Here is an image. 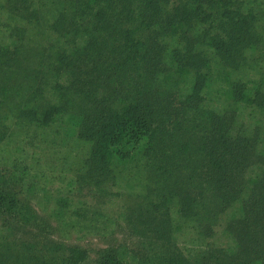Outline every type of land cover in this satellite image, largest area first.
I'll return each instance as SVG.
<instances>
[{
  "label": "rangeland",
  "instance_id": "1",
  "mask_svg": "<svg viewBox=\"0 0 264 264\" xmlns=\"http://www.w3.org/2000/svg\"><path fill=\"white\" fill-rule=\"evenodd\" d=\"M82 1L0 0V171L12 160L26 168L22 182L12 184V193L19 206L36 216L19 219L0 209V264H97L110 249H120L118 256L126 264H246L262 257L264 175L257 169L258 139L247 140L264 127L258 113L264 98L259 95L247 105L224 96L231 84L251 89L255 81L264 82V59L254 62L255 52L247 49L257 41L246 39L239 58L240 50L230 56L226 49L206 45L208 34L195 35L202 30L194 25L185 30L188 37L166 47L153 39L160 36L157 30L134 23L142 45L124 44L112 30L108 34L105 23L117 22L104 20V4L89 10ZM121 2L118 9L123 6L129 16L130 1ZM252 2L262 4L255 13L264 12V0ZM95 13L97 20L89 26ZM126 19L119 23L122 36ZM179 50L203 64L204 77L184 79L187 75L176 72L181 70L174 61ZM127 57L136 64L131 89L135 82H149L151 90L169 91L171 112L136 114L146 117L147 127L155 131L149 150L135 161H141L137 171L116 176L97 167L91 174L82 171L80 182L77 174L91 146L82 135L62 144L61 128L45 125L50 117L68 125L72 115L88 123L94 104L104 109L115 102V94L125 90L123 82L98 76L121 68ZM242 62L240 71L229 77ZM196 83L201 89L197 95L192 90ZM192 96L191 109L185 102ZM32 110L37 122L29 117ZM173 111L181 120L179 133ZM196 111L204 116L195 118ZM210 113L220 122H210ZM191 143L193 149L202 145L203 157L181 146ZM129 211H134L131 219L126 218Z\"/></svg>",
  "mask_w": 264,
  "mask_h": 264
},
{
  "label": "trees",
  "instance_id": "2",
  "mask_svg": "<svg viewBox=\"0 0 264 264\" xmlns=\"http://www.w3.org/2000/svg\"><path fill=\"white\" fill-rule=\"evenodd\" d=\"M121 1L124 0H117L116 3H113L112 0H88L87 3H83L85 2V0H83L82 4L84 9L88 8L89 10H91L94 5H98L101 8L104 4V7L101 8L104 20L107 17L106 22H109L110 19L113 22H117L115 24L105 23V27L109 26L108 34L112 30L116 33L114 39L120 42V38L123 37L124 44L136 42L139 43L140 46L142 45L143 36L140 30L133 29L134 23H137L139 28L143 27L142 30L148 28L153 31L157 30L160 36L155 35L153 39L160 40L166 47L170 46L173 41L177 42L179 39L188 37L185 36V30L190 25H194L196 29L200 28V31L202 30L201 32L197 31L195 35L203 38L204 35L208 34V36H206L207 41H205L206 45L213 46L214 50L226 49L230 56L237 54V50H240L237 57L241 58L246 39H249L250 42L254 39L257 43H249L247 47L248 52H255L253 54L254 62L258 59H264V12L260 11L258 14L254 12L255 8H259L260 2H252V0H129L130 3L127 5L129 7V17L124 14L123 6L120 10L118 9ZM133 1L135 3V9L131 7ZM161 4H163V8L160 9ZM79 9L85 12L84 9L80 7ZM96 14L97 13H95V16L89 18V26L93 25L97 20ZM124 17L127 18L126 21H129V23L126 28L127 33L122 36L120 33L122 30L119 31L118 28L122 26L119 23ZM152 27H154V29H152ZM105 29L107 30V28ZM109 45H111V42ZM126 59L128 61L122 63L123 66L121 68L98 76L101 80L106 82L113 83L117 79L120 80L121 83L123 82L125 90L123 92V89H121L118 91V95L115 94L117 99L115 102L110 100L108 105L104 104L106 105L104 109L96 107V104H94V114L91 116L88 123H85L83 116L72 115L67 119L68 125H66V121L62 120L61 123H58L54 121L52 117H50L49 122L45 125L48 127L53 126L58 130L61 128L59 132L63 135L62 144L74 137L76 141L77 136L82 135L85 144L91 146L89 155L86 158L88 162L84 160L86 164L80 168L81 171L77 174V179H79L80 182L83 178L82 174L80 175L82 171L84 175L91 174L97 167L100 172L106 174L109 170L113 171L111 173L116 176L124 173L125 170L129 172V174H133L131 170L133 172L137 171V163L141 161H135L139 159L138 156L143 155L149 150L146 148L149 142L148 139L150 138V133L152 135V132L155 131L153 128L147 127L146 117H139L136 114L148 113L157 116L160 111L167 114L171 112L168 107L172 103L173 96L169 91L160 94L157 90H151V84H149V82L140 84V86L135 82L136 88L131 89L133 85L132 81H134L132 71L136 68V64L131 61V57H127ZM174 61L177 63L178 67L181 68V70H177L176 72L187 75L184 79L197 74H199L197 76L204 77V73L201 71L206 68H202L203 64H201V66L197 64L195 58L191 54H187L186 50H179L174 54ZM244 62L232 68L228 76L231 77L234 73L239 72ZM184 67L187 68L184 69ZM122 73L123 77L120 76ZM85 80L86 78H84V83ZM192 81H195V78H192ZM253 84L254 87L251 89L231 84L226 89V94L224 96L227 100L236 99L237 101H243L247 105L250 104L253 99L258 98L259 95L261 98H264V82L255 81ZM194 85L195 87L192 90H196L195 94L197 95L198 91L201 89L198 83ZM123 93L125 97H123ZM192 98L193 96L185 102L186 106L191 109L193 107L190 105L194 102ZM87 99H89V97H86V100ZM185 103H183L184 106ZM196 104L199 109L200 102L197 101ZM198 111L194 112L195 118L203 117V112ZM258 113L264 118V101L260 103ZM208 115L210 116V122H220V120L216 118V115L212 113ZM222 115L223 114H221V116ZM171 116H175L173 123L175 124L176 132H181L179 129L181 120L178 116V112L173 111ZM29 117L33 121H38V116L33 110L29 114ZM186 122L191 121L186 117ZM62 124L64 125L62 126ZM256 124L257 122L253 123V125ZM261 128L262 130L259 134H254L252 132L254 137L252 136V138L248 139L247 144H249V141L250 143L255 142L253 139L257 137V145L260 149L258 156H255L257 158V169L264 175V127ZM6 131L8 132V129ZM253 131H256V128ZM247 134L248 133H246V135ZM8 137H11V133L8 134ZM0 139H4V129L0 131ZM244 140L245 137L243 136L242 142ZM7 144H10V142H6V145ZM200 145L201 144H199L197 149H193L192 143L190 146H188V144L181 146L187 152L192 151L197 156L203 157L204 148ZM218 162L219 161L216 160L212 163V166L217 165ZM88 166L91 167L89 171H87ZM4 170L3 172L0 171V209H5L4 211L7 212L10 211L15 218L18 217L20 219V217L25 218L26 216L35 218L36 216L29 207L19 206L14 193H12V184H19L22 182V177L24 176L26 168L14 164V160H12L9 166ZM90 177L91 175L88 178ZM69 199L68 197L64 199L65 207ZM62 200V198H59L58 201L61 202ZM133 213L134 211H129L126 218L131 219ZM139 213L142 216L145 214L141 207L139 208ZM132 225L133 229H135L133 218ZM119 251L120 249L103 251L97 260V264H126L119 258ZM246 264H264V255Z\"/></svg>",
  "mask_w": 264,
  "mask_h": 264
}]
</instances>
